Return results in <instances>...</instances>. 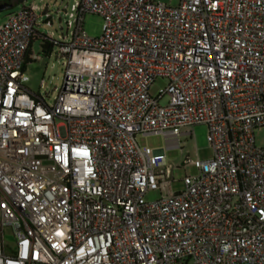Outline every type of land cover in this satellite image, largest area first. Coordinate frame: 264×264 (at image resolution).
<instances>
[{
  "label": "built area",
  "instance_id": "built-area-1",
  "mask_svg": "<svg viewBox=\"0 0 264 264\" xmlns=\"http://www.w3.org/2000/svg\"><path fill=\"white\" fill-rule=\"evenodd\" d=\"M25 2L0 25V264H264V0H80L58 40ZM37 33L66 60L52 105L26 86ZM198 125L205 161L137 143Z\"/></svg>",
  "mask_w": 264,
  "mask_h": 264
},
{
  "label": "rangeland",
  "instance_id": "rangeland-1",
  "mask_svg": "<svg viewBox=\"0 0 264 264\" xmlns=\"http://www.w3.org/2000/svg\"><path fill=\"white\" fill-rule=\"evenodd\" d=\"M8 0H0V4ZM80 0H26L25 5H36L43 9L48 6L46 13L52 21V26L42 24L40 32L43 34L53 33L54 38L58 40L64 36L71 38L73 28L68 29L67 22L70 20L69 15L73 13V5ZM169 6H176L178 0H155ZM15 2V1H14ZM20 4L13 5V8L4 12H0V25L6 20L7 15L20 9ZM46 19V18H44ZM103 19L98 15L88 14L85 16L83 29L85 33L92 37L98 38L102 35ZM33 52L41 55L42 59L37 60L27 66L26 75L29 78L26 86L33 94H40L44 97L48 105L55 102L59 94V89L64 83L65 74V58L58 56V50L55 48L53 53L44 57L40 50V41H36L33 46ZM165 80H157L150 89L152 95H157L158 91L166 87ZM167 100H162V104H166ZM192 138L183 137L182 149L166 150L167 142L162 135L138 136L137 143L141 148H150L152 150L165 149L166 166L182 165L184 160L195 162L197 160L205 161L212 155V149L207 140L208 130L204 125H198L193 128ZM255 141L258 147H264V128L255 132ZM198 174V169L193 164L186 167L173 170V183L171 188L173 191H181L184 188L183 179L185 176H194ZM160 198L159 192H151L146 196V200L155 201ZM7 242H13V237L8 234Z\"/></svg>",
  "mask_w": 264,
  "mask_h": 264
},
{
  "label": "trees",
  "instance_id": "trees-1",
  "mask_svg": "<svg viewBox=\"0 0 264 264\" xmlns=\"http://www.w3.org/2000/svg\"><path fill=\"white\" fill-rule=\"evenodd\" d=\"M5 2H9V3L15 5V4L22 3V0H8V1H4L3 3H5ZM36 41H40V50H41V54L44 57L49 56L53 52L55 45L52 42H50L43 34L37 33V35L35 37H33V40L31 41L29 53L33 49L34 43ZM31 63H33V62L28 61L27 65H29Z\"/></svg>",
  "mask_w": 264,
  "mask_h": 264
},
{
  "label": "water",
  "instance_id": "water-1",
  "mask_svg": "<svg viewBox=\"0 0 264 264\" xmlns=\"http://www.w3.org/2000/svg\"><path fill=\"white\" fill-rule=\"evenodd\" d=\"M13 8V4L5 2L0 4V12H4Z\"/></svg>",
  "mask_w": 264,
  "mask_h": 264
}]
</instances>
